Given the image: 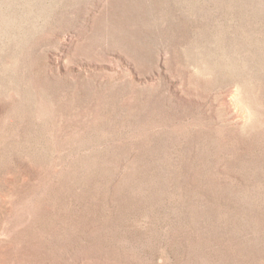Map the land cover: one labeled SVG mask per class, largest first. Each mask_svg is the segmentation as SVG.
I'll list each match as a JSON object with an SVG mask.
<instances>
[{
    "label": "rangeland",
    "instance_id": "obj_1",
    "mask_svg": "<svg viewBox=\"0 0 264 264\" xmlns=\"http://www.w3.org/2000/svg\"><path fill=\"white\" fill-rule=\"evenodd\" d=\"M0 264H264V0H0Z\"/></svg>",
    "mask_w": 264,
    "mask_h": 264
}]
</instances>
